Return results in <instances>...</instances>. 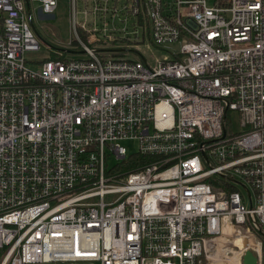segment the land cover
<instances>
[{
  "label": "built area",
  "instance_id": "1",
  "mask_svg": "<svg viewBox=\"0 0 264 264\" xmlns=\"http://www.w3.org/2000/svg\"><path fill=\"white\" fill-rule=\"evenodd\" d=\"M58 5L0 0V264H264V0H70L40 55Z\"/></svg>",
  "mask_w": 264,
  "mask_h": 264
},
{
  "label": "rangeland",
  "instance_id": "2",
  "mask_svg": "<svg viewBox=\"0 0 264 264\" xmlns=\"http://www.w3.org/2000/svg\"><path fill=\"white\" fill-rule=\"evenodd\" d=\"M212 1L213 0H209L210 4ZM36 27L40 33L39 39L43 50L40 55L45 54L44 51H47L50 46L63 48V45H67L70 41V0H59L55 16H38ZM142 52L146 58L150 60H153L154 57L163 58L166 56L164 52L154 50V48L150 46H145V49L143 48ZM232 118L233 129L239 130V123L236 114H234ZM123 144L130 152H136L138 149V142L136 140H125Z\"/></svg>",
  "mask_w": 264,
  "mask_h": 264
},
{
  "label": "water",
  "instance_id": "3",
  "mask_svg": "<svg viewBox=\"0 0 264 264\" xmlns=\"http://www.w3.org/2000/svg\"><path fill=\"white\" fill-rule=\"evenodd\" d=\"M257 257L253 254L252 251L248 250L244 256L245 264H257Z\"/></svg>",
  "mask_w": 264,
  "mask_h": 264
},
{
  "label": "trees",
  "instance_id": "4",
  "mask_svg": "<svg viewBox=\"0 0 264 264\" xmlns=\"http://www.w3.org/2000/svg\"><path fill=\"white\" fill-rule=\"evenodd\" d=\"M138 160V159H137Z\"/></svg>",
  "mask_w": 264,
  "mask_h": 264
}]
</instances>
